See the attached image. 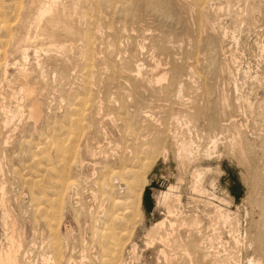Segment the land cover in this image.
I'll list each match as a JSON object with an SVG mask.
<instances>
[{"label": "rangeland", "instance_id": "obj_1", "mask_svg": "<svg viewBox=\"0 0 264 264\" xmlns=\"http://www.w3.org/2000/svg\"><path fill=\"white\" fill-rule=\"evenodd\" d=\"M0 202L22 264H264V0H0Z\"/></svg>", "mask_w": 264, "mask_h": 264}, {"label": "bare ground", "instance_id": "obj_2", "mask_svg": "<svg viewBox=\"0 0 264 264\" xmlns=\"http://www.w3.org/2000/svg\"><path fill=\"white\" fill-rule=\"evenodd\" d=\"M198 1V0H197ZM201 2V0H199ZM184 2V0H183ZM186 2V1H185ZM192 2V1H191ZM196 4L198 2H195ZM194 3V4H195ZM174 4V3H173ZM204 4V3H203ZM172 6V5H171ZM189 7V6H188ZM202 7V6H201ZM192 8V7H191ZM52 9V8H51ZM200 10V8H199ZM179 11V10H178ZM181 12V11H180ZM194 12V11H193ZM204 12V11H203ZM185 15V14H184ZM197 15V14H196ZM42 17V16H41ZM144 39V38H143ZM174 40V39H173ZM167 42V41H166ZM141 45V44H140ZM90 46V45H89ZM168 46V45H167ZM21 51V50H20ZM22 55V53H21ZM28 58V54H27V50L25 49L23 51V61H25L26 59ZM2 62V61H1ZM188 63V62H187ZM2 64V63H1ZM4 64V63H3ZM9 63H6L5 66H4V70H3V75L4 77L7 79V74H8V67H9ZM14 66H17L19 65V72H20V78H19V89H18V92L19 94H21V104H22V100H27V103H28V118H30L31 120L33 121H39V119L41 118L42 116V105H41V102H40V99L37 95L36 92L37 91V86L36 84L34 85V83H30L29 82V79L27 77V72H26V68L24 66V64L22 63H19L17 61H15L13 63ZM2 66V65H1ZM140 66V65H139ZM142 66V65H141ZM145 66V65H144ZM191 66V65H190ZM138 67V64L137 66ZM193 67V66H192ZM141 67H139L138 69V72L137 73H140L142 68L140 69ZM195 70V68H194ZM135 72V70H134ZM196 74V72H195ZM167 78L166 76V73H163L160 74L157 78H156V81L157 82H160V81H163ZM39 94V93H38ZM177 97V96H176ZM88 101V100H87ZM180 101V100H179ZM87 103V102H86ZM19 104V105H21ZM211 106V105H210ZM21 107V106H20ZM21 111V110H20ZM19 111V112H20ZM18 112V113H19ZM17 113V112H16ZM15 113V115H16ZM20 114V113H19ZM18 114V115H19ZM13 117V114L11 115ZM10 116V117H11ZM177 117V116H176ZM176 120V118H175ZM178 120V119H177ZM180 120V119H179ZM180 122V121H179ZM178 122V123H179ZM188 127V126H187ZM104 134V133H103ZM176 134V133H175ZM176 136V135H175ZM180 136V135H179ZM192 136V135H191ZM193 137V136H192ZM215 137V136H214ZM177 138V137H176ZM181 139V138H180ZM192 139V138H190ZM211 139V138H210ZM218 139V138H216ZM215 139V140H216ZM221 139V138H220ZM7 142V141H6ZM180 142V141H179ZM214 143V142H213ZM177 146V145H176ZM97 148H95L93 151H92V157L95 158L96 160V156L100 155V153L102 152L103 148H102V145L101 144H98L96 146ZM90 149V148H89ZM217 150V149H216ZM178 157L182 160H188V161H191V159H195L197 158V156L199 157V154L201 153L200 152V149L198 147V144L195 143V141L192 139L190 142H184L182 139H181V142L178 144ZM166 153L167 151L164 150V154H165V157H166ZM209 152L206 151V156H209ZM205 157V155L203 156ZM206 158V157H205ZM181 161L182 163L184 161ZM71 162V161H70ZM85 164H88V162H84V161H80V165L79 166H84ZM98 162H95L94 163V166H97ZM73 165V164H72ZM142 170V169H141ZM206 170V169H205ZM205 170L203 169H194V183H193V190L195 192H199L201 194H208L210 196H213L214 198L216 197L213 192L211 193H208L209 191H207L205 189V187L202 185L201 181H203V176H204V173H205ZM207 170H209V168H207ZM96 173V172H95ZM84 178V177H83ZM73 180V179H72ZM75 183V182H74ZM108 185V184H107ZM171 188V187H170ZM173 189V188H172ZM139 193V192H138ZM138 195V194H137ZM171 196L174 198L173 200L170 199ZM218 197V196H217ZM165 199H170V203H173L175 200H177L179 202V196H173L170 192H166L165 193ZM219 201H222V202H227V200H225L224 198L221 199V198H217ZM60 200V199H59ZM120 203V202H118ZM219 203V202H218ZM217 203V204H218ZM221 203V202H220ZM225 204V203H224ZM231 204V203H230ZM0 205H1V202H0ZM179 205V204H178ZM221 205V204H220ZM139 208V207H138ZM216 208L219 210L222 209V206L220 207L219 205L216 206ZM228 210V209H225L224 212ZM220 211V210H219ZM223 211V210H222ZM220 211V212H222ZM229 211V210H228ZM223 212V213H224ZM219 213V212H217ZM179 215V212L173 208V206L170 204L168 206V217H174L176 215ZM218 215V214H217ZM222 215V214H221ZM219 216V215H218ZM222 217V216H221ZM227 219L228 217L230 216H226ZM224 217V218H226ZM223 218V219H224ZM2 219H13V217L9 214L8 210H4L3 211V215H2ZM168 219V218H167ZM167 219L165 220H162L161 222L159 223H156L155 226L152 228V230L147 234V246L149 247H153V245L155 243H162V244H166L168 242V236H165V235H161L160 232H159V229H161L162 227H164L163 225L165 224V221H167ZM222 219V218H221ZM223 219L221 221H223ZM197 222V221H196ZM224 222V221H223ZM231 222L230 219L227 220V223ZM220 223V222H219ZM226 223V224H227ZM169 224L170 226H173L174 223L173 221L169 220ZM194 225V224H193ZM217 225V224H216ZM225 225V224H224ZM230 225V224H229ZM175 226V225H174ZM236 226V225H235ZM237 230L236 228H231L230 227V232H231V235L234 237V239L236 241H238V239L236 238L237 237ZM168 235V234H166ZM170 235V234H169ZM171 236V235H170ZM21 243L18 241V240H15V238L13 237V235H10V236H7V248L4 249L3 247L0 248V264H22L19 260V254H20V250H21ZM212 247V245H211ZM160 253H163L164 254V250L161 249L160 250ZM115 256V255H114ZM250 264H263L260 260H256L254 258L250 259L249 261Z\"/></svg>", "mask_w": 264, "mask_h": 264}]
</instances>
